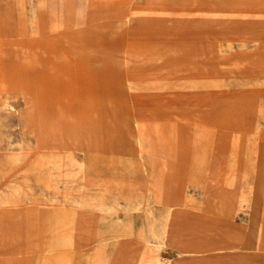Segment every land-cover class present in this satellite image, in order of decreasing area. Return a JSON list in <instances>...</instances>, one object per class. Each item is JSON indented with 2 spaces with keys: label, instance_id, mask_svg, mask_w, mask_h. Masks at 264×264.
Masks as SVG:
<instances>
[{
  "label": "rangeland",
  "instance_id": "obj_1",
  "mask_svg": "<svg viewBox=\"0 0 264 264\" xmlns=\"http://www.w3.org/2000/svg\"><path fill=\"white\" fill-rule=\"evenodd\" d=\"M158 262L264 264V0H0V264Z\"/></svg>",
  "mask_w": 264,
  "mask_h": 264
},
{
  "label": "bare ground",
  "instance_id": "obj_2",
  "mask_svg": "<svg viewBox=\"0 0 264 264\" xmlns=\"http://www.w3.org/2000/svg\"><path fill=\"white\" fill-rule=\"evenodd\" d=\"M22 21V20H21ZM22 23V22H21ZM27 23V22H26ZM69 23V22H68ZM68 25V24H67ZM22 27V26H21ZM25 27V26H24ZM73 29V28H72ZM23 32V31H22ZM22 34V33H21ZM24 34V33H23ZM164 89V88H163ZM63 96V95H62ZM197 108V107H196ZM9 115V114H8ZM199 120V119H198ZM55 134V133H54ZM135 138V137H134ZM137 142V141H136ZM151 155V154H150ZM82 169V168H81ZM206 194V193H205ZM17 214V213H16ZM26 218V217H25ZM14 220H16V219H14ZM198 220V219H197ZM19 223V222H18ZM18 226V225H17ZM143 239V238H142ZM141 239V240H142ZM145 241V240H144ZM143 241V242H144ZM141 245V244H140ZM180 245V244H179ZM72 248V247H71ZM143 249V248H142ZM156 264H163L162 262H158V263H156Z\"/></svg>",
  "mask_w": 264,
  "mask_h": 264
}]
</instances>
